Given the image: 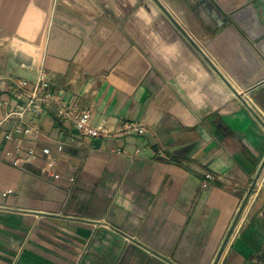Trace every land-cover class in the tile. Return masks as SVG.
Returning a JSON list of instances; mask_svg holds the SVG:
<instances>
[{
    "label": "crops",
    "instance_id": "obj_1",
    "mask_svg": "<svg viewBox=\"0 0 264 264\" xmlns=\"http://www.w3.org/2000/svg\"><path fill=\"white\" fill-rule=\"evenodd\" d=\"M40 73L36 131L0 125V264H264V0H0V116Z\"/></svg>",
    "mask_w": 264,
    "mask_h": 264
},
{
    "label": "built area",
    "instance_id": "obj_2",
    "mask_svg": "<svg viewBox=\"0 0 264 264\" xmlns=\"http://www.w3.org/2000/svg\"><path fill=\"white\" fill-rule=\"evenodd\" d=\"M29 81L25 78L17 80L13 82V90L14 94L19 97L23 89L26 90L28 97L23 101H19L15 106L9 107L2 116H0V125L7 121L10 117L16 118L19 122H24L25 115L27 113H39L42 110L41 101L51 96V92L49 89L48 80L45 78L43 73H40L36 80L31 83L30 88H27ZM59 114L64 117L72 120L74 128L86 135L90 136H110V135H118V134H128L132 132H142L145 129V126L136 121H124L117 125L115 128L111 129L107 127L104 123L98 122L93 123L91 121V113L88 109H78L74 104H68L64 101L60 102ZM16 131H22L24 134H30L36 131V127L31 124L23 123L20 126H16L13 128ZM13 130H9L5 132V136L8 139L13 138ZM56 149H62V143L56 144ZM40 151L46 156V161L43 165L44 170L51 173L54 176H57L58 173L53 170L55 160L52 157L51 149L49 146L44 145L40 147ZM29 157H34V150L32 147L28 149ZM213 177V174L210 171H205L202 185L207 184V180ZM219 177V175H218ZM264 184V170L260 171L257 177L254 179L252 183L251 189L248 191H255L259 186ZM11 191V188H7L3 191V193ZM247 193L246 199H243V202L238 207L241 210L248 200L249 194ZM235 223H232L230 232L233 231Z\"/></svg>",
    "mask_w": 264,
    "mask_h": 264
},
{
    "label": "clouds",
    "instance_id": "obj_3",
    "mask_svg": "<svg viewBox=\"0 0 264 264\" xmlns=\"http://www.w3.org/2000/svg\"><path fill=\"white\" fill-rule=\"evenodd\" d=\"M128 206L130 207V204Z\"/></svg>",
    "mask_w": 264,
    "mask_h": 264
}]
</instances>
